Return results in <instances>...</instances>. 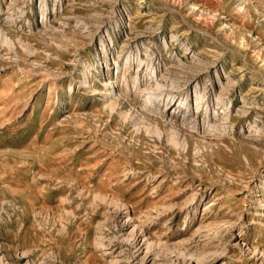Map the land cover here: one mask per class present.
I'll return each instance as SVG.
<instances>
[{
	"label": "rangeland",
	"instance_id": "rangeland-1",
	"mask_svg": "<svg viewBox=\"0 0 264 264\" xmlns=\"http://www.w3.org/2000/svg\"><path fill=\"white\" fill-rule=\"evenodd\" d=\"M0 264H264V0H0Z\"/></svg>",
	"mask_w": 264,
	"mask_h": 264
}]
</instances>
